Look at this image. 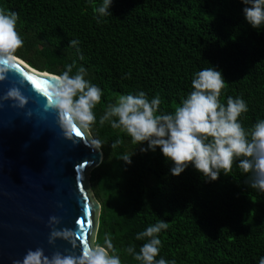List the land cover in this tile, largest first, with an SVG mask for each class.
Listing matches in <instances>:
<instances>
[{
	"label": "trees",
	"instance_id": "trees-1",
	"mask_svg": "<svg viewBox=\"0 0 264 264\" xmlns=\"http://www.w3.org/2000/svg\"><path fill=\"white\" fill-rule=\"evenodd\" d=\"M100 0H0L17 14L22 45L15 57L40 72L59 75L79 67L101 89L88 132L102 142L101 164L89 174L100 203L95 244L107 233L121 264H136L122 249L137 250L136 233L158 221L156 259L174 264H258L264 256V193L249 189L233 161L226 175L205 182L192 167L177 177L160 154L141 152L107 122L105 107L120 95L159 96V113H172L191 91L193 74L213 66L224 87L218 97L239 96L244 129L264 119V26L256 31L241 16L239 0H112L111 16L98 17ZM78 43L73 47L68 42ZM77 49L79 50L77 52ZM119 140L115 147L112 144ZM131 156V163L122 161Z\"/></svg>",
	"mask_w": 264,
	"mask_h": 264
},
{
	"label": "clouds",
	"instance_id": "clouds-1",
	"mask_svg": "<svg viewBox=\"0 0 264 264\" xmlns=\"http://www.w3.org/2000/svg\"><path fill=\"white\" fill-rule=\"evenodd\" d=\"M244 23L253 30L264 26V0H239ZM112 0H100L95 12L98 17L111 16ZM17 14L0 11V81L15 71V51L22 45L16 31ZM78 42L71 40L69 46ZM79 50L77 49V52ZM66 71L53 76L46 85L50 102L48 108L55 109L60 127L66 136H71L72 126L88 130L95 121L93 108L101 99V89L87 80L86 71L79 67L69 75ZM40 72V71H39ZM220 70L213 66L203 68L193 74L191 91L172 113H159V96L148 98L143 91L120 95L114 103L106 105L99 123L105 122L113 129L126 133L140 151L160 154L171 166L168 173L179 176L186 167H191L203 177L205 182H214L231 169L233 161L244 175L243 183L251 190L264 193V119H258L249 129L241 126L239 117L247 112V105L239 96L226 98L220 103L218 97L224 87ZM5 99L25 104L24 98L15 88H10ZM119 140L112 144L115 147ZM90 146L99 151L102 142L92 138ZM124 156L125 164L131 163V156ZM55 224V218L50 217ZM168 227L167 222L158 221L137 232L135 239L143 241L138 250L128 245L122 249L136 264H174V261L156 259L160 250L158 233ZM67 239V231H51L53 239ZM17 264H121L114 253L110 237L106 233L103 244H93L84 248L79 256L54 253L50 258L40 248L28 250ZM258 264H264L262 256Z\"/></svg>",
	"mask_w": 264,
	"mask_h": 264
},
{
	"label": "water",
	"instance_id": "water-1",
	"mask_svg": "<svg viewBox=\"0 0 264 264\" xmlns=\"http://www.w3.org/2000/svg\"><path fill=\"white\" fill-rule=\"evenodd\" d=\"M53 76L16 57L15 71L0 81V264H17L37 248L49 258L79 256L97 232L101 205L88 179L103 153L90 146L88 130L72 126L71 136L64 134L56 110L47 107ZM10 88L24 98L22 107L4 98ZM51 231H67L68 238L49 242Z\"/></svg>",
	"mask_w": 264,
	"mask_h": 264
},
{
	"label": "snow or ice",
	"instance_id": "snow-or-ice-1",
	"mask_svg": "<svg viewBox=\"0 0 264 264\" xmlns=\"http://www.w3.org/2000/svg\"><path fill=\"white\" fill-rule=\"evenodd\" d=\"M28 79H32L31 77H29ZM33 84H36L37 82L35 80L32 81ZM46 94V92L44 93ZM77 135H79V133H77ZM87 165V162H82L80 165H79V168L83 169L85 166ZM77 167V166H76Z\"/></svg>",
	"mask_w": 264,
	"mask_h": 264
},
{
	"label": "rangeland",
	"instance_id": "rangeland-1",
	"mask_svg": "<svg viewBox=\"0 0 264 264\" xmlns=\"http://www.w3.org/2000/svg\"><path fill=\"white\" fill-rule=\"evenodd\" d=\"M88 135H89V134H88ZM89 136H90V135H89ZM95 239H96V237H95V235H94V241H93V244H95V242H96V240H95Z\"/></svg>",
	"mask_w": 264,
	"mask_h": 264
}]
</instances>
